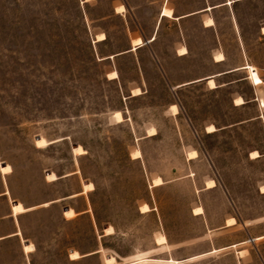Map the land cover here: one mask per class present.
<instances>
[{"label": "rangeland", "instance_id": "rangeland-1", "mask_svg": "<svg viewBox=\"0 0 264 264\" xmlns=\"http://www.w3.org/2000/svg\"><path fill=\"white\" fill-rule=\"evenodd\" d=\"M163 4L0 0V171L35 207V264H179L162 259L208 247L193 209L223 243L242 235L216 230L226 217L264 216V0ZM257 244L242 264H264ZM229 252L184 264H239ZM0 264H23L16 240Z\"/></svg>", "mask_w": 264, "mask_h": 264}, {"label": "crops", "instance_id": "crops-1", "mask_svg": "<svg viewBox=\"0 0 264 264\" xmlns=\"http://www.w3.org/2000/svg\"><path fill=\"white\" fill-rule=\"evenodd\" d=\"M166 1L167 0H165V4L162 5L161 11H162L163 7H166ZM120 4H123L125 6V8H127L126 3H120ZM215 7H217V6H213L212 8H215ZM206 8H204L198 12H195V13L180 16L179 18H184L187 16H191L193 14H196V13H201V12L207 11ZM115 10H116V6H115ZM159 18L160 19L158 21V25L160 23L161 18H164V16H162L161 12H160ZM158 25L156 27V30L153 32V34L149 38H146L142 34H138L137 31H135V30H131V36L129 37V42L132 43V40L135 38H138V37H140L144 42H147V43L156 41V39H157V33L156 32L158 29ZM263 26L260 27V32L262 34H264L262 32ZM97 35L98 34H96V36ZM153 35L156 38L152 41H149ZM106 40H107V38H106ZM100 42H103V41H100ZM141 47H143V46H141ZM141 47H139V48H141ZM235 70H237V69H235ZM211 77H213V76H211ZM259 157H257V158H259ZM251 159H256V158H251ZM6 164L7 163H5V162L0 163V165H6ZM12 171H13V169H12ZM10 173H12V172H10ZM10 173L4 175L0 171V246L4 245L6 242H9L11 240H16L18 242L19 249H20V251H22V254H23V264H35L33 261V254L37 251L38 245L36 243H34L31 239H28L24 236V229H23V225L21 222V215L28 213L30 211H33L35 209V207L27 206L24 202L17 201L12 197V195H11L12 190H11L10 185L8 183V175ZM262 185H264V183ZM262 185H260L258 187V192L261 195H264V191L261 190ZM76 195H78V194H76ZM71 196H69V197L73 198ZM57 201H58V199L51 201V202H48V203L50 204V203H54ZM18 202H21L23 204V206L28 210H26L25 212L15 214L13 212L12 207L14 204H17ZM68 208H71V207L65 208L64 211L67 210ZM193 210H192V214L194 216H199L203 220L205 230L201 235V239L204 241H207L208 247L206 249H204L200 253H196V254L181 257V258L168 257L166 259H162V258H152L148 255L144 256V257L152 258V259H162V260H164V262H167L166 260H168L169 258H173L175 260L180 261L179 264H184V263H188L189 261H193L194 259L207 257L210 255L218 254L222 251L229 250L230 254H234L235 257H237L238 263L242 264V261L240 260V258H242V256L245 255L246 253L251 254L250 250L253 247L254 248L258 247L257 241L264 240V216L249 219V220L241 219L240 216H238L237 214H232V215L226 217L222 226L218 227L216 230H218V231H221V230H224V231H227V230L240 231L242 233V235H241V237H239L237 239L223 243V242L219 241L217 236L211 235V236H209V238H206L207 234H210V233L215 231L212 228V226L210 225V218L205 214L204 210L201 214H195L193 212ZM230 218H235V222L232 224H228V219H230ZM25 243L34 244L35 250L32 252H26L24 250V244ZM165 244L171 245V243L168 240ZM158 245H163V244H158ZM247 245H250V246L248 247ZM74 250L75 249H70L69 252L71 253ZM214 250H216V251H214ZM258 250H259V253L261 255V261L264 262V252H262V250L260 248ZM98 252H99V250H95V251H92L91 253L81 255L80 258L92 256ZM243 253H245V254H243ZM198 255H200V256H198ZM80 258H78V259H80ZM136 259L137 258L132 259V260H127L123 264H131L132 261H134ZM72 260H74V259H72ZM147 261H149V260H147ZM152 261H159V260H152ZM117 263H118V261H117Z\"/></svg>", "mask_w": 264, "mask_h": 264}, {"label": "bare ground", "instance_id": "bare-ground-1", "mask_svg": "<svg viewBox=\"0 0 264 264\" xmlns=\"http://www.w3.org/2000/svg\"><path fill=\"white\" fill-rule=\"evenodd\" d=\"M164 14V13H163ZM208 84L209 85H211V86H215V81L213 80V79H210L209 81H208ZM235 103H236V105H242V104H244V98L242 97V96H239V97H237L236 99H235ZM173 109L176 111L177 110V108H176V106H173ZM208 128V131H211V132H213V131H215L216 130V128H215V126L214 125H210V126H208L207 127ZM37 139H39V138H37ZM36 139V140H37ZM77 147V146H76ZM73 148H75V147H73ZM257 152H254V153H251V154H253L254 156H255V154H256ZM191 156H193V157H196L197 156V151H192L191 152ZM208 185L209 186H215V181L212 179V180H210L209 182H208ZM14 205H16V204H14ZM69 209V208H68ZM67 209V210H68ZM195 212H197V214L199 213H202L203 212V209H202V207H200V208H198V209H196L195 210ZM231 221L234 223L235 222V218H232L231 219ZM108 228V227H107ZM73 252V251H72ZM111 255H106V258H109Z\"/></svg>", "mask_w": 264, "mask_h": 264}]
</instances>
